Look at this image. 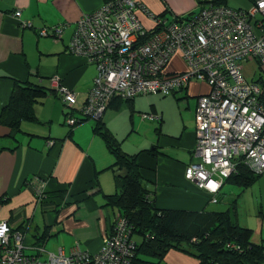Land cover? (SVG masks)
Listing matches in <instances>:
<instances>
[{"label":"crops","instance_id":"obj_1","mask_svg":"<svg viewBox=\"0 0 264 264\" xmlns=\"http://www.w3.org/2000/svg\"><path fill=\"white\" fill-rule=\"evenodd\" d=\"M141 1L154 15H162L168 10L169 13H165L164 17L169 21L188 19L199 12L193 11L195 0ZM105 3L106 0H0V115L17 81L31 82L51 91V78L57 75L65 86L76 93L72 111V115L76 117L78 102L85 103L93 85L96 64L73 54L69 44L80 18L84 14L95 12ZM197 5L200 9L198 3ZM17 11L21 12L19 17L15 15ZM140 17L146 25H150L151 21L145 13L140 12ZM56 28L62 29L60 37L55 36ZM42 30L46 32V36L39 35ZM186 68L179 53L173 56L167 67L171 73L183 72ZM192 83L200 87L194 89L193 85L190 87ZM192 83L175 93H184L183 98H196L198 94L209 92L207 84ZM137 97L130 99L133 100L134 107ZM61 101L51 91L36 106L38 121L23 123L19 139L10 137L11 130L0 123V220L8 221L11 227L30 222L32 229L24 237L26 252L30 250L33 254L46 255L45 246H35L33 236L49 226L52 234L50 238L59 236L60 233L68 236L67 243L62 246L65 254L70 255L77 242L81 249L96 253L101 248L104 233L109 229L112 213L101 207L104 201L102 193L93 192L92 189L97 187L106 193L116 190L114 175L107 170L113 157L102 138L93 133V124L87 121L75 127L71 136H68L70 126L66 124L67 117L65 118ZM124 106L125 104L121 109ZM196 106L197 98L194 116ZM114 110L117 111L110 104L103 113L102 120L118 138L119 134L111 120ZM150 111L151 114H159V109L153 103ZM161 118L156 134L162 135V142L157 141L148 149H153L156 145L154 149L166 155L157 156V151H139L143 178L148 186L157 190V206L189 211L214 209L211 204L218 203L212 200L214 194L200 188L185 175L186 167L199 160L194 154L195 118H190L191 123L186 122L178 134L166 132L165 128L163 131L164 120ZM6 147L7 149L1 150ZM175 147L180 150L176 156L165 151ZM123 148L129 152L128 147ZM96 172H99L97 186ZM31 179L36 186L41 181L42 189L47 193L67 190L69 200L73 203L64 206L60 214L44 212L37 199L38 192L25 183ZM253 240L264 241L263 229L259 236L254 234ZM32 253L29 254L33 255ZM164 264H198V261L180 252L170 251Z\"/></svg>","mask_w":264,"mask_h":264},{"label":"built area","instance_id":"obj_2","mask_svg":"<svg viewBox=\"0 0 264 264\" xmlns=\"http://www.w3.org/2000/svg\"><path fill=\"white\" fill-rule=\"evenodd\" d=\"M199 12L188 19L158 17L141 0H114L93 13L84 14L71 37L69 49L96 64L93 86L79 110L81 117L68 116L69 126L80 118L100 119L116 97L134 99L140 95H171L195 80L209 86L196 106V148L199 159L186 167V178L200 188L219 194L225 180L241 161L255 173H264V73L249 81L241 63L254 59L264 67V0H251L247 9L214 4L218 0H195ZM140 12L151 21L146 25ZM21 12L15 13L19 17ZM253 19L256 20L255 26ZM152 29H155L152 31ZM260 31V35L257 32ZM60 37L62 29L54 30ZM150 35L141 37L142 35ZM46 36L45 31H39ZM179 53L187 68L170 72L167 67ZM62 104L74 108L76 93L51 78ZM158 120L155 114L142 119ZM37 190L43 191L42 183ZM118 232L108 229L93 264H130V248L122 242L125 222H116ZM116 228V227H115ZM132 247V249H133ZM24 236L0 220V264H89V252L77 242L70 255H31L25 251Z\"/></svg>","mask_w":264,"mask_h":264},{"label":"trees","instance_id":"obj_3","mask_svg":"<svg viewBox=\"0 0 264 264\" xmlns=\"http://www.w3.org/2000/svg\"><path fill=\"white\" fill-rule=\"evenodd\" d=\"M109 1L114 0H106V2ZM227 2L228 0L213 1L214 4L228 5ZM167 12L169 13L168 10L165 13L167 14ZM165 13L157 16L164 18ZM147 35L149 36L150 33L141 37L145 39ZM61 82L63 84L62 79ZM51 91L61 99L58 90L51 87ZM51 91L49 88L37 86L31 82L19 83L17 81L15 83L9 101L0 115V123L11 130L10 137L15 140L19 139L18 134L23 132V123L38 121L36 106L41 104L49 93L51 94ZM110 104L116 110L121 109L125 104L134 111L133 100L130 99L116 96L110 101L108 107ZM63 109L65 118L74 117L73 109H68L65 105H63ZM80 120V123L69 127L68 136H71L75 127L89 119L80 118ZM93 133L102 138L113 157V162L107 170L113 173L117 186L116 190L111 193L102 192L97 187H94L92 191L102 193L104 201L101 203V207L112 213L109 225L111 236L116 235L119 231L116 222L119 220L125 222L122 242H126L127 245L135 243L134 247L132 246L133 249L130 248V264H164V259L170 251L188 255L196 259L198 264H264V241L255 242L253 240L254 230L243 227L237 222L236 201L227 211L159 208L156 204V188L148 186L142 175V166L139 163L141 152H127L119 139L108 129L102 117L95 120ZM153 147L156 148V145ZM154 148L145 150L157 151V156L159 154L166 155ZM5 149L7 147L1 150ZM261 175L240 161L236 171L225 180V183H234L245 188L254 184ZM32 180L25 183L30 184L38 192V194L36 193L37 199L44 212L60 214L64 206L67 207L73 203L69 200L70 196L67 190L53 193L41 192L37 190V186L32 183ZM98 184L99 172H96L95 185ZM220 192L216 196V202H219L220 196L223 194ZM232 209H234V213ZM31 229L29 221L12 227L13 231L24 237ZM50 232V227L45 226L43 232L34 235L35 246H45L52 236ZM48 253L52 252H46V255ZM89 253V264H93L95 253ZM42 254L45 255V253ZM33 255L41 257V253Z\"/></svg>","mask_w":264,"mask_h":264},{"label":"rangeland","instance_id":"obj_4","mask_svg":"<svg viewBox=\"0 0 264 264\" xmlns=\"http://www.w3.org/2000/svg\"><path fill=\"white\" fill-rule=\"evenodd\" d=\"M227 3L233 8H248L251 6L252 1L228 0ZM198 10L199 7L195 1L193 11L197 12ZM255 22L256 20L253 19L254 26ZM257 32L259 35L261 34L259 30H257ZM241 65L242 71L249 81L257 80L260 73H264V67L260 66V64L252 58L248 61H243ZM192 82L199 83L194 80L190 83ZM192 85L193 83L190 87ZM199 87L200 86L193 85L194 89ZM177 93L171 95L150 94L146 96H138L134 111H132L128 105H125L124 109L117 111L114 110L113 112L111 111V120L114 128L119 134L118 138L122 146L128 147L129 152L135 153L150 148L154 143H157V141H160L161 143L163 139L162 135L156 134L159 123L162 121L161 117H163L164 120L162 130L165 128V130H167L166 132H173L172 134H178L181 132L186 122L190 124L191 120L195 118L194 107L196 98L198 103L200 97L206 93L198 94L196 98L191 96L183 98V95L185 96L184 93ZM83 103L84 101L78 102L77 105L79 106V110L82 108ZM152 103L159 109V119L153 121L150 118H147L143 120V114L151 115L150 110ZM75 114L76 117L81 115L78 110L75 111ZM94 121L95 119L89 118L87 123L94 124ZM85 123L86 121L82 124ZM165 151L168 154L176 156L180 150L175 147L174 149L168 148ZM221 193L223 194L220 196L219 202L211 204L214 209L210 210L227 211L231 208L232 203L236 201L237 222L243 227L254 230L256 236L260 235L262 229L264 233V174H262L254 184L245 188L234 183L226 182L222 187ZM232 210L234 213V209ZM39 215H42L41 212H39ZM66 237H68L66 234L60 233L59 236L50 238L45 245L46 252H58V250L67 243L69 238L66 239ZM27 253H32V251L28 250Z\"/></svg>","mask_w":264,"mask_h":264}]
</instances>
